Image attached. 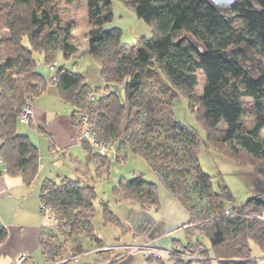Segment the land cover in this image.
<instances>
[{
	"label": "trees",
	"instance_id": "1",
	"mask_svg": "<svg viewBox=\"0 0 264 264\" xmlns=\"http://www.w3.org/2000/svg\"><path fill=\"white\" fill-rule=\"evenodd\" d=\"M121 1L149 24L151 35L126 47L121 30L106 27L112 20L109 1L86 0L87 53L100 66L102 84L92 87L81 72L56 66L55 85L73 107V121L88 113L99 138L144 156L208 242L187 240L183 246L193 257L146 256L144 264H264V198L255 195L243 205L227 206L228 188L219 184L214 190L212 176L199 164L196 131L173 115L174 99L181 94L204 128L207 144L264 178V0H235L232 6L211 0ZM74 28L72 19L62 17L58 0H0V31L8 32L0 39V159L6 172L19 174L25 183L37 172L38 155L30 138L17 132L18 116L23 104L44 89L38 60L48 64L58 54L67 59L77 51ZM81 143L86 163L95 161L96 170L108 171L106 156ZM114 193L143 208L158 201L154 182L143 174L121 178ZM95 197L94 186L80 178L42 182L41 203L54 215L39 236L46 264H68L83 253L81 235L101 244L90 223ZM202 198L206 202L197 208ZM102 211L104 223L116 221L106 204ZM6 235L0 223V243ZM59 249L69 254L67 263L57 258ZM119 259L108 256L104 264H120Z\"/></svg>",
	"mask_w": 264,
	"mask_h": 264
},
{
	"label": "crops",
	"instance_id": "2",
	"mask_svg": "<svg viewBox=\"0 0 264 264\" xmlns=\"http://www.w3.org/2000/svg\"><path fill=\"white\" fill-rule=\"evenodd\" d=\"M88 28L89 25L87 24L86 30ZM74 31L75 28L72 35L73 41ZM85 46L86 49L82 50L79 56L84 53L88 54L87 51H89V48L87 47H89V43L87 38ZM81 49L78 46L75 54L67 59L62 58L58 54L56 58L57 66H64L73 71L82 70L78 72L84 75L85 81L90 86L95 87L101 85L102 80L100 79L95 81L94 86L90 84L91 80L86 77V69L76 70L73 67L77 61H73V65L68 64L75 55H78L77 52ZM88 55L93 59L90 54ZM94 66L98 70L100 69L99 64H94ZM37 70L45 79L44 89L32 99L33 117L31 121L24 123L18 120L17 132L27 135L35 144L38 155V167L31 182L25 183L19 174L6 172L0 164V223L7 231L5 239L0 243V264H8L21 252L27 253L26 264H36V258H43L39 247V236L47 222L45 215L40 211L42 204L40 199L42 182L45 179L57 180L63 176L75 179V175L73 174L86 172L83 173V176H85L89 172L87 166L82 171L78 167V158L86 160L87 154L78 137L80 126L77 121L78 116L76 117L77 120L75 118L73 121V107L60 96L55 82L49 81L52 72L49 70L48 64H45V69L42 67L41 69L37 68ZM51 148L58 150L59 154L57 157H50L49 153ZM93 150H95L94 147ZM119 153L120 149L118 150ZM142 174L144 175V173ZM119 180H117L116 185ZM156 182L157 184L154 183V185L158 200L157 205L143 208L136 200L129 199L128 201L127 199L116 198L118 203L112 208L117 209L119 207L122 210L120 215H122L119 216L116 214L115 222L123 230V235H127L126 239L121 241L117 238V241H114L116 245L150 243L163 248H179L183 247L187 240H192L195 235H200L198 231L194 230L191 233L188 229L189 211L187 208L173 196L161 178ZM160 194L165 199L164 204L160 202ZM262 197L264 198V195ZM115 222L111 221L113 224ZM97 237L100 239L101 244L108 245V243H104L102 238ZM119 249L116 248L110 252L102 251L105 257H102L103 254L100 255V252L98 253L97 250L93 249L96 257L95 260H102L104 264L108 256H111L113 258L122 257V259H119L120 264H144L143 257L141 260L137 258L131 259L125 256L123 258V249ZM126 259H130L131 262L123 263ZM95 260L94 262H96ZM194 263L199 264L198 262Z\"/></svg>",
	"mask_w": 264,
	"mask_h": 264
},
{
	"label": "rangeland",
	"instance_id": "3",
	"mask_svg": "<svg viewBox=\"0 0 264 264\" xmlns=\"http://www.w3.org/2000/svg\"><path fill=\"white\" fill-rule=\"evenodd\" d=\"M59 5L61 6V15L64 19H72L75 22V31H74V42L80 46L82 49L77 52L78 55H75L71 61L68 62L71 65L74 63V68L77 69H86V77L91 80L93 86L95 85V81L97 79H101L99 70L94 64H98L97 61L89 57L88 54L80 55V52L86 49V25H87V7L86 0H73L69 5L65 3V0H58ZM110 3L111 11H112V20L107 23L106 27H118L121 30V40L124 45L128 48H132L135 46L136 40L140 36L149 37L151 35V28L148 23H146L143 19L138 18L135 12L121 0H108ZM8 32L6 29H2L0 31V39L5 38ZM85 46V47H84ZM89 48V47H87ZM96 62V63H94ZM73 65V64H72ZM45 69V63L42 59H39L37 62V68ZM82 71V70H78ZM102 82V81H101ZM117 89H120V86H116ZM201 85L196 88V92L200 93ZM122 95V91H120ZM173 115L176 121L184 124L192 129H194L199 138V147H198V159L199 164L203 171L212 176V187L214 190L218 189L219 184H224L230 194L231 197L229 199H225L224 202L227 206L231 207L232 205L240 206L243 205L246 200L255 195H264V178L254 174L250 165L243 164L235 161L230 158L226 154L221 151L214 149L209 146L206 142V134L205 130L202 127L201 123L196 118L194 112H192L188 108L187 98L183 95H178L173 102ZM248 123L251 124L252 117L248 118ZM264 136V134H263ZM127 144V143H125ZM124 146V147H123ZM121 147V148H120ZM120 149V153L118 154V150ZM106 160L108 163V171L102 172L100 169L96 170V162L90 161V163H86V160L79 159V170H83L86 166L89 169V172L83 176V173H75V178H80L83 183H91L94 186V190L96 193V197L94 200V205L92 212L90 214V223L93 227L94 234L99 236L104 240V243H108V245L115 246L114 241H117V238L121 240L126 239V234L123 235V230L119 226L118 223L114 224L111 221L107 223L104 222V213L102 211L103 204H106L114 215H120L122 210L117 207V209H113L115 204L118 203L116 201V196L114 193V187L116 186L117 180L121 177H125L130 179L135 175L144 173V177L147 180L159 181L160 178L153 171L152 167L146 161L143 155L132 151L128 146L121 145L120 142H116L114 147H107L106 149ZM88 164V165H87ZM70 167V166H69ZM72 171V170H71ZM138 173V174H135ZM135 174V175H134ZM72 177V176H71ZM159 184V183H158ZM162 184V182H161ZM164 185V184H163ZM165 186V185H164ZM161 195V196H160ZM159 195L160 202L164 204V197L162 194ZM129 201V199H127ZM194 201L195 198L193 199ZM199 206H204L206 202V198L200 199ZM124 201V200H123ZM198 202V201H197ZM196 202V204H197ZM195 209V208H194ZM198 211V209H195ZM152 212V211H151ZM53 215V214H52ZM203 216V213H200ZM54 219V215H53ZM121 221V220H120ZM119 221V222H120ZM47 223L48 221L46 219ZM54 222V220H53ZM188 229L190 232H194V224L191 222H187ZM203 238L205 245L208 244L206 238L204 236L195 235V237L191 240V245H195V239ZM185 239V238H184ZM81 247L85 250V252L73 256L72 259L68 262L67 252L63 250H58L57 258L62 257V262L68 264H103L101 261H96L95 254L93 253V249L99 248L101 245L94 238H89L87 236L81 235ZM185 241V240H184ZM113 242V244H112ZM68 244V243H66ZM65 244V245H66ZM62 249V248H61ZM253 252L258 253L257 246H252ZM114 250V249H113ZM111 250V251H113ZM121 250V249H119ZM123 253V251H122ZM191 254V253H190ZM135 256V257H132ZM167 255H163L164 260ZM64 257V258H63ZM104 257V256H102ZM125 257H129L131 259L137 258L139 260L145 258L144 254L141 251H137L131 254H126ZM123 257V258H125ZM107 258V257H106ZM94 260L96 262H94ZM36 264H46L43 258H36ZM130 259L124 260L123 263H130ZM145 264H156L154 262L145 263ZM195 264V263H194Z\"/></svg>",
	"mask_w": 264,
	"mask_h": 264
},
{
	"label": "built area",
	"instance_id": "4",
	"mask_svg": "<svg viewBox=\"0 0 264 264\" xmlns=\"http://www.w3.org/2000/svg\"><path fill=\"white\" fill-rule=\"evenodd\" d=\"M57 66V61L53 59L51 62L48 63V68L52 72V75L49 78V81L55 82L57 80L55 69ZM91 102L96 101V96L92 94L90 96ZM33 117V111H32V99H28L23 106L21 107L20 113H19V120L24 123H29ZM78 124L79 126V140L80 141H86L89 142L95 149L98 151V153L102 156L106 155V149L107 147H114L115 143L112 141H107L105 139L99 138L96 133L94 132L92 128V124L90 122V116L88 113H82L79 115L78 118ZM59 154L58 150L55 148H51L50 150V157L55 158ZM0 164L2 166V169H5V166L0 160ZM41 213L45 215V219L48 221H53V213L48 208H46L44 205L41 204L40 207ZM225 212L229 213V209L225 208ZM120 248L123 249V255L127 253H134L138 250L141 251L144 256H152L156 258H161L163 255H182V256H195L190 254L189 251L185 249V247H179V248H163L160 246H156L150 243H144V244H122V245H103L99 248H96V250H104V251H111L113 249ZM27 253L21 252L19 253L15 258H13L8 264H23L24 260L26 259Z\"/></svg>",
	"mask_w": 264,
	"mask_h": 264
},
{
	"label": "water",
	"instance_id": "5",
	"mask_svg": "<svg viewBox=\"0 0 264 264\" xmlns=\"http://www.w3.org/2000/svg\"><path fill=\"white\" fill-rule=\"evenodd\" d=\"M214 4L219 6H232L235 0H211Z\"/></svg>",
	"mask_w": 264,
	"mask_h": 264
}]
</instances>
